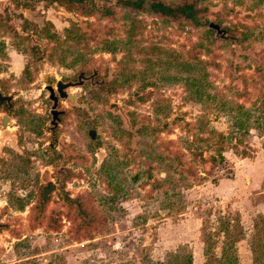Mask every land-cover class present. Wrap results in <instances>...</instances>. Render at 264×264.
I'll use <instances>...</instances> for the list:
<instances>
[{"label": "rangeland", "instance_id": "1", "mask_svg": "<svg viewBox=\"0 0 264 264\" xmlns=\"http://www.w3.org/2000/svg\"><path fill=\"white\" fill-rule=\"evenodd\" d=\"M139 1L0 0V264H264V0Z\"/></svg>", "mask_w": 264, "mask_h": 264}, {"label": "water", "instance_id": "2", "mask_svg": "<svg viewBox=\"0 0 264 264\" xmlns=\"http://www.w3.org/2000/svg\"><path fill=\"white\" fill-rule=\"evenodd\" d=\"M209 26L215 28L216 31H217V33H221V32H224V31H225L224 28H221L220 25H219L218 23L213 22V21H210V22H209ZM237 49H238V48H237ZM68 84H71V83H70V82H69V83H63V82L60 81V80L57 81L56 86H57V90L59 91V94H60V95L64 96V91L62 90V88L65 87V86L68 85ZM47 88H48V90H49V95L45 98V102L48 103V98H52L53 101H54L52 107H54V105H55V103H56V100H57V98H56V96H55V94H54V88H53L52 85H48ZM65 95H66V94H65ZM67 96H68L69 98H71V100H74V97H75L74 94H68ZM10 98H11V95H3V94L0 93V101H2V100L5 99V100L8 101V103H9V105H10V101H9ZM58 112H59V111L56 110V109H54V108L51 109V113H52V120H51V122H52L53 125H56V124H57V120H58ZM7 120H10V119L8 118L7 115L4 114V115L2 116V119H1V124H2L3 126H6V121H7ZM90 133H91V136H93V134H94V130H91ZM226 139H227L228 142H230V134H229V133L226 134ZM62 145H63V143H62V141L60 140V141H59V146H61V147L64 148V146H62ZM45 175H46V178H47L49 174L46 173ZM53 188H54V183H53L51 180H48L47 183H46V185H44V186H43V189H42V200H45V199H46L48 193H49ZM3 225H4V223H1V222H0V226H3Z\"/></svg>", "mask_w": 264, "mask_h": 264}, {"label": "trees", "instance_id": "3", "mask_svg": "<svg viewBox=\"0 0 264 264\" xmlns=\"http://www.w3.org/2000/svg\"><path fill=\"white\" fill-rule=\"evenodd\" d=\"M142 0L139 2H135L136 7L141 4ZM127 3H133L134 2H127ZM152 8L160 13H164L170 16H177V15H185V16H190L191 11H192V6L190 3H184V4H168V3H163L161 1L153 2L151 4ZM191 83L194 84V80L191 79ZM241 106V105H240ZM228 255V256H227ZM227 259H226V264H235L233 262L237 263V260L235 258V255L233 254L232 257H230L229 254H227ZM178 264H182L180 261ZM187 264H192V255L189 253L188 258H187Z\"/></svg>", "mask_w": 264, "mask_h": 264}, {"label": "flooded vegetation", "instance_id": "4", "mask_svg": "<svg viewBox=\"0 0 264 264\" xmlns=\"http://www.w3.org/2000/svg\"><path fill=\"white\" fill-rule=\"evenodd\" d=\"M216 23H217V22H216ZM208 24H209V23H208ZM53 88H54V87H53ZM56 91H57L58 95H60L59 92H58V90H57V88H56V90H55V88H54V94H55V96H56V98H57L58 96L56 95ZM50 99L52 100V103H51V104L49 103V100H50ZM57 99H58V98H57ZM4 101H5V103H6L7 109H8V110H11V107H12L11 98H10V100H9V101H10V105H9V103H8L7 100L4 99ZM53 103H54L53 99H52V98H48V104L50 105L49 112H50V114H51L50 126H49V127H50L51 134H52L51 141L49 142V147H50V148H54L55 146H57L56 144H57V142H58V139L55 140V138L53 137V135H55V131H56V128H57L58 122H59V120H60V114H62V113L64 112V110L57 108V100H56V103H55L54 107H52V106H53ZM52 108H54V109H56V110L59 111V112H58V120H57V124H56V125H53L52 122H51V120H52L51 109H52ZM10 114H11V112L9 111V113H7V114H5V115H7L9 119H11ZM3 115H4V114H3ZM92 129H93V128H89V129H88V134H89V136H90L91 138H94V134H93V136H91V133H90V131H91ZM61 171H66V169H65V168H60V170L58 169V174H60ZM68 172H69V171H68ZM46 173H48L49 175H48L47 178H46V175H44V177H45V179H46V182H45L44 185H46L47 181H48V180H51L50 178H52V174H50L49 172H46ZM46 173H45V174H46ZM66 174H69V173H66ZM63 178H64V176H59L58 181L61 182ZM52 182L54 183V188H56V187H57L56 182H54V181H52ZM44 185H43V186H44ZM43 186H42V189H43ZM54 188H53V189H54ZM41 201H44V200L41 199Z\"/></svg>", "mask_w": 264, "mask_h": 264}, {"label": "crops", "instance_id": "5", "mask_svg": "<svg viewBox=\"0 0 264 264\" xmlns=\"http://www.w3.org/2000/svg\"><path fill=\"white\" fill-rule=\"evenodd\" d=\"M225 185H231V180L229 178H223L220 180V184H219V188L222 189L221 192H220V195H223L224 194V187ZM237 185H240L239 183L236 184ZM240 187V186H239ZM238 187V188H239ZM184 213H180V216H182Z\"/></svg>", "mask_w": 264, "mask_h": 264}]
</instances>
